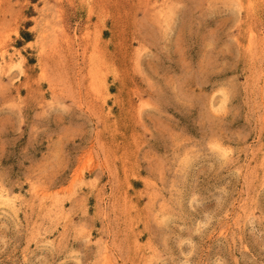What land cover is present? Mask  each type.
Segmentation results:
<instances>
[{
    "label": "rangeland",
    "instance_id": "1",
    "mask_svg": "<svg viewBox=\"0 0 264 264\" xmlns=\"http://www.w3.org/2000/svg\"><path fill=\"white\" fill-rule=\"evenodd\" d=\"M0 64V264H264V0H0Z\"/></svg>",
    "mask_w": 264,
    "mask_h": 264
},
{
    "label": "bare ground",
    "instance_id": "2",
    "mask_svg": "<svg viewBox=\"0 0 264 264\" xmlns=\"http://www.w3.org/2000/svg\"><path fill=\"white\" fill-rule=\"evenodd\" d=\"M5 51V50H4ZM4 53H6V52H4ZM5 55V54H4ZM2 57V56H1ZM17 57V56H16ZM3 58V57H2ZM5 58V57H4ZM11 58V57H10ZM9 60H11V59H9ZM5 61V60H4ZM16 61V60H15ZM18 61V60H17ZM4 64H5V62H4ZM1 65V64H0ZM11 65V64H10ZM8 66V65H7ZM1 67V66H0ZM97 77V76H96ZM94 79V78H93ZM95 81V80H94ZM95 83V82H94ZM100 83H98V85H99ZM101 85V84H100ZM99 85V86H100ZM101 86H103V85H101ZM93 88V87H92ZM96 88H97V86H96ZM103 88V87H102ZM96 90V89H95ZM103 90H104V88H103ZM97 92H98V90H96ZM95 91V92H96ZM101 93V92H100ZM3 191V190H2ZM1 190H0V202H2V203H7V195L6 194H4L3 192H2ZM8 192V191H7ZM8 195H9V193H8ZM11 195V194H10ZM9 200H12V199H9ZM9 202H11V201H9ZM12 203V202H11ZM14 203V202H13ZM1 204V203H0ZM8 204V206L10 207V204L9 203H7ZM7 206V205H6ZM13 206H14V204H13ZM61 208V207H60Z\"/></svg>",
    "mask_w": 264,
    "mask_h": 264
}]
</instances>
